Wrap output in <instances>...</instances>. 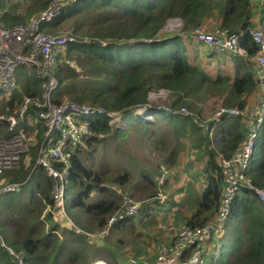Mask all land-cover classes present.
<instances>
[{"label": "trees", "instance_id": "obj_1", "mask_svg": "<svg viewBox=\"0 0 264 264\" xmlns=\"http://www.w3.org/2000/svg\"><path fill=\"white\" fill-rule=\"evenodd\" d=\"M10 2L0 0L2 22L7 27L23 24L21 21L25 17L18 13L20 5H11ZM47 6V3L44 4L42 11ZM261 7L254 8L249 0H74L48 27L47 33L62 28L66 22H74L81 36L78 38L74 34L76 43L59 56L55 67V76L61 84L57 103L69 102L102 109L109 114L121 115L123 122L128 120V124L133 122V117L145 131L153 124L138 116V111L150 104L152 94L163 90L169 93L168 105L155 110L152 115L168 121L179 143L193 136L191 146L201 153L200 157L208 158L204 170L208 184L199 197L198 211L186 223L185 229L202 228L211 219L207 216L201 220L203 217L207 214L219 215L230 177L222 166V160L233 158L244 145L249 125L241 123V115L230 117L222 120L229 121L214 133L212 128L219 122H211L205 136L203 127L199 128L193 122L194 116H185L180 111L182 107L196 109L212 96L224 97L225 104L243 110L247 107V102L242 99L245 94L257 90L264 92L256 77L254 60L259 48L250 32L246 31L258 26L264 29V8ZM258 18L261 20L255 24L254 20ZM171 19H180L185 33L202 28L212 19L217 23V30L227 29L239 36L241 46L248 50V56L243 58L247 59L249 66L237 64L235 78L229 75L208 76L202 68L189 62L182 35L159 41V33ZM96 42L101 45H96ZM250 68H253L252 71ZM240 74L242 76L238 77ZM35 86L34 93L29 96L41 99L42 88L39 83ZM17 98L20 103L24 100L21 93ZM260 99V105L264 104V93ZM10 105L12 108L13 103ZM41 110L31 107L27 115H36ZM7 113L12 114L11 111ZM109 122L106 116L91 120V135L87 139L89 148H93L94 143H100L101 138L108 134H112L116 141L127 137L124 124L111 125ZM36 130L38 144L33 148L32 162L26 167L23 162L19 169L5 172L10 176L0 184V264H15L2 242L22 253L25 264H81L85 257L87 260L91 247L85 237L79 236L74 229L66 228L64 235L77 238L80 251H76V247H67V242L56 235L62 228L50 211L54 206L51 181L45 169L37 165L45 127L39 124ZM261 132L246 177L255 188L264 190V118ZM77 147L79 145L66 146L71 159L66 190L68 183L74 187L73 209L70 210L66 197V213L76 227L86 232L90 229L82 224L81 219L84 215H92L91 221L102 230L122 202L115 209L107 203H83L96 188L103 190L101 184L104 181L100 173L81 165L75 152ZM54 165L62 170L58 162ZM91 178L93 184H89ZM127 180V173L117 178L121 185ZM8 185H18L19 191L13 195L3 194L1 190ZM142 209L143 206L140 212ZM48 225H51L50 231L54 234L38 238ZM57 244L59 248L55 252ZM207 244L214 248L215 253L223 246L224 252L218 258L216 255L205 257L206 264H264V203L259 201L256 192L242 190L238 193L230 207L223 235L218 241H208Z\"/></svg>", "mask_w": 264, "mask_h": 264}, {"label": "built area", "instance_id": "obj_2", "mask_svg": "<svg viewBox=\"0 0 264 264\" xmlns=\"http://www.w3.org/2000/svg\"><path fill=\"white\" fill-rule=\"evenodd\" d=\"M73 1L53 0L46 10L33 16L26 23L13 27H7L2 22L3 13L0 7V93L6 97L16 93L15 75L19 67L34 71L42 88V98L27 96L22 101L18 114H0V176L5 172L17 169L23 156L28 152L30 144V139L27 138L28 131L21 130L17 132V127L29 121L27 112L31 107L42 109L37 114V122L44 125L45 133L38 154L37 165L45 169L51 181L53 202L54 206L56 204L58 207V211L54 212L56 206L53 211H50L55 221L57 215L65 221L67 228L80 232L66 213V182L69 178L68 168L71 163L66 146L68 144L82 145L91 135L90 124L95 117L106 116L110 119L109 123L111 125L123 124V118H121V115L109 114L98 108L81 107L69 102H56V95L60 89V81L54 73L57 58L62 50L76 43V40L73 32L70 34L65 30L59 34H49L43 28L53 24ZM249 3L254 8L258 6L264 8V0H249ZM246 31L250 32L253 42L259 48L254 60L256 62V77L260 83V88L263 90L264 29L258 26L249 28ZM190 33L198 43L206 46L219 57L231 59L248 56V50L241 46L239 36L230 33L227 29L206 32L199 27ZM223 107L216 109L214 112L213 118L216 119V122L241 115L235 107L225 105ZM155 110L158 109L149 104L138 111V116L147 122H153L150 121L151 119L148 116H152ZM182 111L186 110H181V114H183ZM255 117L256 119L252 120V127L249 125V135L244 145L233 158L222 160V166L230 177L216 222L204 228L182 230L171 244L168 256L161 257L160 261H164L169 256L184 255L193 250L204 239L209 240L214 235H219L226 225L230 207L240 191L244 189L254 191L257 193L259 200L264 203V190L255 188L246 177L255 154L259 131L263 124L264 104L260 105ZM86 119H89V121ZM55 162L61 165L62 170L55 167ZM169 176V172H164L159 176L158 183L160 187L165 186ZM18 191V185H8L1 190L5 195H13ZM123 195H121L123 200L120 209L110 218L107 228L101 232L102 236L107 235L113 225L127 221L139 214L142 206L129 202ZM167 198V195H160L158 199L156 195L147 204L160 203L164 205ZM0 241H2L1 237ZM2 244L15 264H25L21 253L19 254L7 247L4 242ZM95 264L106 263L100 261ZM186 264H203V261L197 257L194 260H188Z\"/></svg>", "mask_w": 264, "mask_h": 264}, {"label": "rangeland", "instance_id": "obj_3", "mask_svg": "<svg viewBox=\"0 0 264 264\" xmlns=\"http://www.w3.org/2000/svg\"><path fill=\"white\" fill-rule=\"evenodd\" d=\"M52 1L53 0H11L10 4L20 5L19 6L20 8L18 9V13L25 17V20L23 22L21 21V23H26L31 17H33V15H36L37 13H40L43 10L44 4L47 3L48 5L47 8H48L50 5L49 3ZM210 20L213 21L212 19ZM209 21L206 23V25L208 24V26H206L205 29L202 28L206 32H211V30L208 29L211 28L210 25H213L215 23V21L210 23ZM65 30L68 31L70 34L71 32H73V34L76 33L78 38H81L80 34L77 33V27L74 24V22H66L62 26V28L56 31L51 32L49 30L50 31L49 34H59ZM162 31H161L162 34H164L165 36L166 35L178 36L185 33L183 23L180 19L169 20ZM24 72H26L25 74L28 77H30L31 81L35 80L34 73H30V70H27L23 67H19L15 75L16 93H13V95L8 97H6L3 94L0 95V114L12 115L20 111L21 103L18 102L17 95L20 93L21 94L24 93V91L22 90L23 79L21 77V74ZM15 97H16V101H14ZM169 100H170L169 93L166 90H163L156 94L151 95L150 104L155 109H161V107H163L164 105L165 106L168 105ZM221 100L222 99L217 100V98L212 97L207 101V103L198 106V108L196 109L190 110L187 107H182L181 110L185 109L187 111V112L182 111L183 114H188L186 116H194L193 122L197 124L199 128L203 127L204 129L203 128L201 129L202 132L204 133V131L208 130L207 126L211 122H216V119L213 118L215 110L219 108H224L223 105L225 104L220 102ZM249 100H250L249 105L245 109L240 110L238 107L235 108H237V110L241 113V116L247 120L246 121L247 124L250 125V127H252L253 125L252 120L254 119L255 115H257V111L260 107V96L253 95ZM10 103H13L12 108L11 105L9 106ZM225 106H231V105H225ZM7 111L8 112L11 111L12 114H8ZM199 112L201 114L198 115ZM156 117L157 116H153V115L148 116V118L151 119L150 121H154V123H152L153 125L149 126L148 129L145 131L143 130L142 127H138L137 123L135 125L131 123L129 126L128 120H126L127 122H123L125 128L127 129L124 131V134H127V137L125 139L116 141L115 139L112 138V134H108L103 138H101L102 141L100 143L98 144L94 143L93 148H89L87 146L88 140L84 141L82 145L76 148L75 150L76 156L78 157V161L81 163V165L87 167L89 171L100 173V178L104 181V183L101 184V186L103 185L104 187L103 190L96 188L94 192L91 194V196H89L87 200H84L83 203L85 204L107 203V204H112L113 208L115 209L121 205L122 198L120 195H123V193H125L123 196H125V199H127L129 202L141 206H144L148 202H151L153 197L156 195L158 199L160 195L161 196L167 195L168 198L165 202L166 205L170 202L171 199L170 191L171 189H175V187L169 184H166L165 187L163 188L158 186V184L156 183V177L159 178V176L164 172H172V171H176L177 169L181 171L183 164L185 165L184 173L188 174V171L195 170V166L192 163V161H195L197 163L198 159L196 157L199 155V153H197L196 149L191 146L194 137L189 138V140H187L185 143H183L182 141L179 143L176 139L173 128L171 126H167L164 120H160ZM134 119L133 117H131V120L133 122H135ZM86 120L89 121V119ZM132 125L134 126L132 127ZM21 130L24 131L27 130L25 123H22L17 127V132ZM33 130H35V128ZM27 138L30 139L29 149L28 152L25 153L24 155L25 157L20 163V165H22V163L24 162L25 167L32 162V151L33 148H35L38 144L37 132L28 131ZM196 166L199 165L197 164ZM19 167L17 169H19ZM197 170L200 171V168H197ZM124 173L128 174V180L124 185H121L120 184L121 181L120 182L117 181V178H119ZM9 176L10 173L1 175L0 184H2L3 180ZM185 178L189 179L188 182H186L184 188L187 192V187L194 178L189 177L188 175L185 176ZM194 180L198 181V179H194ZM89 184H93L92 178L90 179ZM190 184H193V188L188 187L189 193L190 191H194V190L197 191L196 190L197 182L193 181ZM174 185L176 186L177 184L174 183ZM73 195H74L73 184L68 183L66 190V197L69 200L68 203L70 210L73 209L72 208ZM52 199H53V194H52ZM50 210L53 211L54 206ZM57 211H58V207L56 206L54 212ZM180 218L181 215H177V217H175L173 220V224L176 225L178 219ZM55 219L56 222L59 223L62 228L56 233V235L59 234L58 236H60V234L61 236H64L62 237V241L66 243L68 240L76 239L72 235L63 234L66 227L65 221H63L57 215L55 216ZM83 219L84 220L88 219L87 215H84ZM138 226L140 227L141 231H144L148 234L149 236L148 241L150 243L154 244L156 239L161 238L160 233H155L154 230H152L149 225L146 226V223L144 221L143 222L141 221V223ZM85 227L91 230L93 228V225H85ZM115 228L116 226H114L111 229V232H113ZM50 229H51V225H48V227L46 228L44 227L38 238L41 239L47 234H54L52 233V231H50ZM88 232L91 233L88 234V236H90L91 237L90 239L94 241L93 242L94 245L88 249V252L90 253V254L88 253L89 256L94 255V253L95 254L100 253L98 249H100V246L104 243V240L106 238L104 239V237L100 235L99 232L96 233L95 229ZM181 232L182 231H180V233ZM178 234H176L174 237H176ZM119 236L122 237V239H124L123 235H119ZM129 236L130 235L127 234L125 237L128 238ZM172 240L173 243L174 239ZM112 242L113 241H111V243ZM73 244L75 243L69 242L67 243L66 246L76 247V245L73 246ZM171 244L169 245L168 250L171 248ZM110 246L112 248L116 247L114 243L110 244ZM197 246L200 245L198 244ZM57 247L59 248L58 244L54 249L55 252H57ZM159 251H160V247L158 246V254L156 256L158 259L161 253V251L160 252ZM125 253L131 255L132 258L137 256L135 250H132V252H125ZM166 256L161 255L160 257H166ZM87 260L85 257V259L81 264H88ZM157 263H159V260H157Z\"/></svg>", "mask_w": 264, "mask_h": 264}, {"label": "crops", "instance_id": "obj_4", "mask_svg": "<svg viewBox=\"0 0 264 264\" xmlns=\"http://www.w3.org/2000/svg\"><path fill=\"white\" fill-rule=\"evenodd\" d=\"M258 20L260 21L259 18L254 20L255 24L258 22ZM210 22H213V21L210 20L209 23ZM206 26H208V24L206 25V23H205V25L202 28L205 29ZM210 26H211V28L208 30L217 31V23L216 22ZM48 27L43 28L45 32L48 31V29H49ZM162 32L159 33V35H158L159 41L172 39L175 37V36H169V35L165 36L164 34H162ZM178 36H181V35H178ZM182 42L185 46V53L187 55L189 62L194 66L202 68L205 71V73L210 77H217L220 75H222V76L229 75L232 78H235L236 77L235 66H237V64L243 63L244 65L249 66L246 58H243V59H227L224 57L217 56L213 51H210V49H208L206 46L198 43L193 38V36L191 35L190 32L182 34ZM68 48H69V46L67 48H65L64 50H62V52L59 54V56L62 55L63 53H65V51ZM59 56L57 58V62H58ZM252 69L253 68H250L251 71H252ZM25 73L26 72L21 74V77L23 79L22 90L24 91V93H22V94H23L24 98H26L27 96L34 93L33 91H35V88H36L35 84L39 83V86L41 88L40 80L36 77V73L34 71L30 70V73L35 74V80L34 81H31L30 77H28ZM54 73H55V70H54ZM241 76H242V74H240V76H238V77H241ZM60 89H61V84H60ZM60 89L57 92L56 99L60 93ZM260 92L261 91H259V90L253 91L252 93L245 94L242 97V99L245 100V102H247V107H248L249 102H250L249 99L253 95H256V96L259 95L260 97H261V94L263 95V92H261V94H260ZM41 94H42V91H41ZM212 97L217 98V100L222 99L220 102L225 104L224 97H219V96H216V97L212 96ZM225 105H227V104H225ZM158 110H160V109H158ZM198 114H201V113L199 112ZM28 118H29V121L26 122V127H27L26 131H36L37 135H38V131L36 130V126L39 125L40 123L37 122V114L32 115V116L28 115ZM156 118H158L160 120H164V118H161L158 116ZM239 119L243 125H245V126L247 125V122H246L247 120L244 119V117H241ZM228 121L225 120L223 122L221 121L218 124H216L212 128V133H214L216 131V129L226 126ZM164 122L167 124V126H171L167 120H164ZM131 123H133L134 125L136 124V122H131ZM152 123H154V121ZM134 125H132V127ZM137 126L142 127V124L137 123ZM34 128H35V130H33ZM261 130H262V128H261ZM261 130L259 131V136H258L257 141L260 139V137L262 135ZM208 132L209 131L206 130V131H204L203 134L206 136L208 134ZM189 138H191V137L189 136ZM189 138L182 139L181 141L183 143H185L187 140H189ZM212 138H213V134L209 136L210 140H212ZM256 150H257V145H256ZM256 150H255V154H256ZM197 153H198V151H197ZM200 155H201V153H199V155L196 157L198 159L197 163L195 161H192V163L195 166V170L188 171V174L184 173V169H185L184 164L182 165L181 171L179 169H177L176 171L169 172L170 176L167 179L165 185L166 184L172 185L175 187V189H171V191H170L171 192V199L167 205H166V203L164 205H161L158 203L144 205L143 209L140 212V214L138 215V217L131 219L128 222L124 221V222H120L118 224L113 225V226H116L115 230L113 232H111V229L113 228V227H111L108 231V234L103 236L104 239L106 238L104 240V243L100 246V249L97 248L100 253H98V254L94 253V255L89 256L90 253L88 252L89 258L87 260V263L88 264H95V263L102 261V262H105L106 264H186L188 260H194L197 257H199L203 261V264H206L207 262L205 260V257L209 258L212 255H216L218 258L219 254L220 253L222 254L224 252V247L221 246L219 249L216 250V253H215L214 248L211 245H208L207 242L212 241V240L215 242L218 241L221 238V236L223 235L226 225H225L223 231L219 234L220 236L214 235V237L212 239H209V240L204 239L202 242L199 243L200 246H195L193 248V250H191L192 252L190 251V252L185 253L184 255H181V256H169V257L165 258L164 261L159 260L161 258L160 257L161 255H164V256L167 255L168 247L172 243V241H173L172 239H175L174 236L180 230H182L185 227V225H187L186 223L198 211V206H199V201H200L199 197L201 196L202 191L205 188L206 184H208V181H207L206 176L204 174V170L206 168L208 158L206 156L200 157ZM251 163H252V161H251ZM197 164L199 166H196ZM196 167L200 168V171L197 170ZM187 175L189 177L194 178V179H198V181L194 180V179L191 181V182H193V181L197 182V187H196L197 191L194 190V191H190V193H189L188 187L193 188V184H190L191 182L189 183V185L187 187V192L184 189L186 182H188V180H189L188 178H185V176H187ZM156 183L159 186L158 177H156ZM174 183L177 184L176 185L177 187L174 185ZM244 190H247V189H244ZM248 191H250V190H248ZM251 192H254V191H251ZM66 204H67V201H66ZM177 215H181V218L178 219L177 224L174 225L173 220L175 217H177ZM207 216H211V219H209L210 222H208L202 228L214 224L217 220L218 213H217V215L207 214L201 220H204V218H206ZM83 217L81 219L82 224L93 225V228L91 230L95 229L96 233L99 232L100 235H101V232L104 231L108 226L107 225L105 227V229L100 230V228L97 227V223H95L94 221H91V215H87L88 219H86V220H84ZM141 221L142 222L144 221L146 223V226L149 225L151 227V229L154 230L155 233H160L161 238L156 239L154 244H152L148 241V239H149L148 234L144 231H141L140 227L138 226L141 223ZM226 224H227V222H226ZM66 228L67 227H65V229ZM69 229H72V228H69ZM91 230H89V231H91ZM77 233L79 236L85 237L86 242L88 243V245L90 247L94 245V243H93L94 241L90 239L91 238L90 236H88V234H91L90 232H86V231H83L80 229V232H77ZM63 234H65V232H63ZM127 234L130 235L128 238L125 237ZM119 235H123L124 239H122V237H120ZM60 237L62 238L63 236H61V234H60ZM111 241H113V242L111 243ZM69 242L70 241L68 240L67 243H69ZM72 242L75 243V244H73V246L76 245L75 250L80 251L81 248H80L78 239L77 238L73 239ZM113 243L116 246L115 248H112L110 246V244H113ZM158 246L160 247V251H161V253L159 255V259L156 257L158 254ZM218 246H220V245H218ZM201 247H202V250H200ZM132 250H135L136 254H137V256L134 258H132L131 255L125 253V252H132ZM104 251H106V252H104ZM121 254H122V256H121ZM157 260H159V263H157Z\"/></svg>", "mask_w": 264, "mask_h": 264}, {"label": "water", "instance_id": "obj_5", "mask_svg": "<svg viewBox=\"0 0 264 264\" xmlns=\"http://www.w3.org/2000/svg\"><path fill=\"white\" fill-rule=\"evenodd\" d=\"M95 44H96V45H98V46H100V45H101V43H100V42H96Z\"/></svg>", "mask_w": 264, "mask_h": 264}, {"label": "bare ground", "instance_id": "obj_6", "mask_svg": "<svg viewBox=\"0 0 264 264\" xmlns=\"http://www.w3.org/2000/svg\"><path fill=\"white\" fill-rule=\"evenodd\" d=\"M184 229H185V228H184ZM184 229H182V230H184ZM182 230H180V231H182ZM180 231H179L178 233H180ZM178 233H177V234H178Z\"/></svg>", "mask_w": 264, "mask_h": 264}]
</instances>
